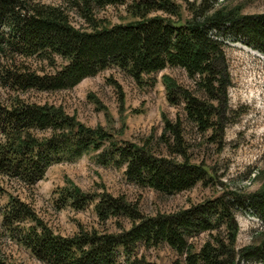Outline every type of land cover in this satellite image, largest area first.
<instances>
[{"label": "trees", "instance_id": "trees-1", "mask_svg": "<svg viewBox=\"0 0 264 264\" xmlns=\"http://www.w3.org/2000/svg\"><path fill=\"white\" fill-rule=\"evenodd\" d=\"M67 7L0 0V86L18 93L69 91L81 81L115 66L136 83L143 76L166 67L182 70L193 90L180 86L168 75L161 77L170 106L180 108L186 124L205 132L225 126L227 90L231 79L226 63V43L231 38L264 55V12L240 15L237 9L214 11L201 0L183 23L178 7L169 0H62ZM186 2L187 0H183ZM125 6L134 23L100 27L94 14L106 6ZM192 6V4H188ZM67 12V13H66ZM73 12L90 31L76 29L68 21ZM168 17H148L152 13ZM15 57L65 64L52 74L38 75L26 68L12 70ZM119 88L116 83H112ZM163 128L155 144L151 136L140 144L115 142L100 127L88 128L54 105L29 104L19 96L0 101V177L26 189L43 179L47 169L99 152L97 163L124 168L128 183L170 196L189 191L205 181L203 165L191 164L182 137V119L162 115ZM107 144V146H105ZM162 148L169 157H159ZM57 210H85L95 201L100 222L126 218L128 230L108 234L81 227L72 237L55 234L35 215L28 203L11 197L2 216L9 237L40 264H152L130 257L138 245L146 249L166 245L178 257L172 264H264V240L235 248L238 225L235 210H247L264 224V189L248 195L227 193L188 209L152 217L140 215L135 204L122 196L89 195L72 186L60 192ZM30 225L25 229L24 223ZM207 233L209 239L195 251L192 240ZM215 233V235H213ZM120 255L124 261L119 262ZM0 264H9L0 255Z\"/></svg>", "mask_w": 264, "mask_h": 264}, {"label": "rangeland", "instance_id": "rangeland-1", "mask_svg": "<svg viewBox=\"0 0 264 264\" xmlns=\"http://www.w3.org/2000/svg\"><path fill=\"white\" fill-rule=\"evenodd\" d=\"M27 1L67 8L62 0ZM133 1L126 0V3L130 5ZM169 1L178 7L179 12L178 17H171L172 21L183 23L191 18L188 8L194 9L201 0ZM205 1L211 6L212 12L232 9H237L240 15H259L264 12V0ZM154 16L168 17L160 12L148 17ZM94 19L98 26L105 28L137 21L126 12L125 6L120 5L106 6L96 11ZM68 21L76 29L90 31L73 12H68ZM225 43L224 52L231 79V86L227 90V111L223 119L225 126L221 128L216 119L214 123L217 125L205 132L186 124L181 109L170 106L166 100L161 82L163 75L172 77L184 88L191 91L194 89L185 73L176 68L166 67L156 74L143 76L141 82L136 83L112 66L84 79L72 90L54 93L29 91L22 94L0 86V101L3 103L19 96L29 104L60 106L82 125L102 128L112 135L115 142L129 141L139 145L142 139L151 136L152 147H155L153 144L163 128L161 116L174 121L180 115L187 158L191 164L203 165L207 171L205 181L189 191L170 196L128 183L123 167L118 169L111 165H99L96 158L100 151H90L79 159L51 165L43 179L31 189L0 177V255L3 259L9 264H40L25 248L16 244L1 225L3 212L11 197L28 203L37 218L55 234L72 237L80 227L86 231L116 234L131 226L126 218H110L100 222L94 212L97 201L81 212H75L70 207L57 210L60 192L72 186L89 195L106 193L112 197L122 196L127 203L135 204L140 215L145 217L175 213L227 193L248 195L264 189V55L246 46L241 39L231 38ZM13 62L12 70L22 67L38 75L52 74L65 64L59 57L54 58L52 67L36 57H15ZM112 83H116L119 88ZM157 156L169 157L163 148ZM169 158L177 162L183 160L178 156ZM234 214L238 225L236 249L264 240V224L256 216L241 209L235 210ZM29 225L27 222L21 227L26 229ZM208 239L209 235L204 233L192 240L194 250L197 251ZM133 257L143 258L152 264H172L178 261L177 255L166 245L150 249L138 245L129 261ZM123 261V255H120L119 262Z\"/></svg>", "mask_w": 264, "mask_h": 264}]
</instances>
